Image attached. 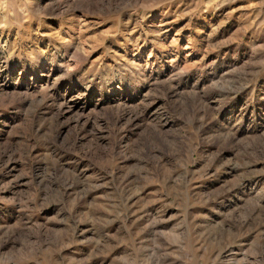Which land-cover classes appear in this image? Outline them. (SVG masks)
Wrapping results in <instances>:
<instances>
[{"label": "rangeland", "instance_id": "obj_1", "mask_svg": "<svg viewBox=\"0 0 264 264\" xmlns=\"http://www.w3.org/2000/svg\"><path fill=\"white\" fill-rule=\"evenodd\" d=\"M0 264H264V0H0Z\"/></svg>", "mask_w": 264, "mask_h": 264}]
</instances>
